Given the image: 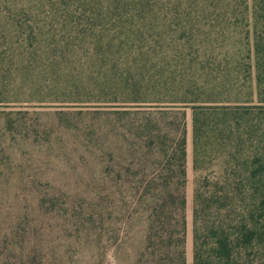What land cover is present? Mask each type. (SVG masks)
I'll return each mask as SVG.
<instances>
[{"label": "trees", "instance_id": "1", "mask_svg": "<svg viewBox=\"0 0 264 264\" xmlns=\"http://www.w3.org/2000/svg\"><path fill=\"white\" fill-rule=\"evenodd\" d=\"M64 1L0 0V93L7 80L40 77L48 56L58 69L62 54L80 45L97 51L100 65L80 75L95 81H52L53 101L156 103L165 115L190 108L199 174L193 264H264V140L252 157L242 154L255 140L249 117L264 114V0H103L98 11L87 7L92 22L81 32L47 22ZM61 70L53 74L59 80ZM167 142L145 194L149 256L187 264L186 132ZM213 154L223 158L221 173Z\"/></svg>", "mask_w": 264, "mask_h": 264}, {"label": "rangeland", "instance_id": "2", "mask_svg": "<svg viewBox=\"0 0 264 264\" xmlns=\"http://www.w3.org/2000/svg\"><path fill=\"white\" fill-rule=\"evenodd\" d=\"M102 2L66 0L56 6L57 20L50 16L47 22L85 31L92 22L87 7L98 11ZM67 50L58 69L54 56L40 60L36 72L46 78L7 80L8 90L0 93V264H154L148 249L152 194H145L153 192L147 187L160 175L164 157L159 143L170 145L183 131L186 251L187 264H193L199 174L194 170L192 110L165 115L159 108L164 104L85 102L82 95L55 102L52 81H95L81 78V71L100 65L94 47ZM60 69L61 80L53 75ZM256 115L249 117L254 118L255 140L242 148L245 157L263 145L264 136L258 135L264 132V114ZM215 168L223 171L222 165Z\"/></svg>", "mask_w": 264, "mask_h": 264}]
</instances>
